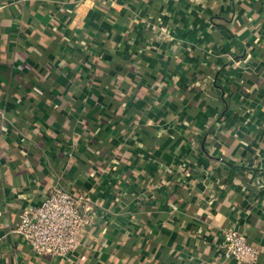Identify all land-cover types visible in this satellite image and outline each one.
<instances>
[{"label": "crops", "instance_id": "obj_1", "mask_svg": "<svg viewBox=\"0 0 264 264\" xmlns=\"http://www.w3.org/2000/svg\"><path fill=\"white\" fill-rule=\"evenodd\" d=\"M54 187L96 205L66 257L14 233ZM232 227L264 264V0H0V264H238Z\"/></svg>", "mask_w": 264, "mask_h": 264}, {"label": "built area", "instance_id": "obj_2", "mask_svg": "<svg viewBox=\"0 0 264 264\" xmlns=\"http://www.w3.org/2000/svg\"><path fill=\"white\" fill-rule=\"evenodd\" d=\"M142 22L150 29L148 20ZM159 24L151 29L163 40L172 41L167 28ZM95 207L89 195L54 187L38 206L21 211L14 233L37 255L66 257L77 249L82 231L96 219ZM219 249L225 259L238 264H255L260 255L259 248L233 227L223 232Z\"/></svg>", "mask_w": 264, "mask_h": 264}]
</instances>
